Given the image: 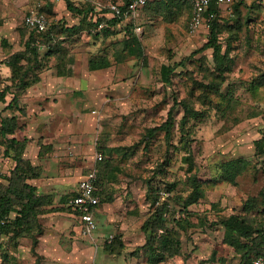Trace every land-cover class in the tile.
I'll return each instance as SVG.
<instances>
[{
  "label": "rangeland",
  "instance_id": "374dc122",
  "mask_svg": "<svg viewBox=\"0 0 264 264\" xmlns=\"http://www.w3.org/2000/svg\"><path fill=\"white\" fill-rule=\"evenodd\" d=\"M123 1L73 0L79 7L97 10ZM166 1L169 4L162 1L153 7L150 22L140 19L143 29L139 33L133 26L126 34L107 40L85 33L63 44L69 51L66 70L72 73L73 82L80 84L73 98L81 104L73 108L74 137L68 144L69 159L62 164L73 166L77 161L92 160L96 150H102L105 156L104 163L81 165L85 170L97 169L101 177L102 211L93 238L74 232L64 219V215H72L68 207L73 195L70 187L57 186L50 191L53 183L43 185L49 191L38 194L46 196L51 204L39 215L37 254L31 238H19L15 247L10 235L3 233L0 264H14L15 260V264H151L136 250L146 244L149 235L142 226L155 213L149 196L166 189L169 197L177 195L168 199L176 211L169 214L168 225L177 231L183 244L179 255L158 264L239 263L241 256L226 243L222 222L248 212L247 218L254 220L255 226L264 223L260 196L264 188V0H246L239 13L233 9V13L219 14L217 41L223 48L220 62L214 57V49L201 51L210 31L189 33L190 9L174 0ZM34 12L45 13L52 23L65 22L67 26L79 21L77 14L67 10L64 0H0L1 64L13 50H24L30 33L25 18ZM134 37L139 45L132 41ZM46 50L42 48V53ZM99 59L111 61V74L88 68L90 60ZM45 62L42 72L57 64L55 57ZM163 66L174 69L169 81L163 78ZM184 102L203 112L188 125L194 173L205 188V195L189 207L194 226H186V230L175 221L180 219L183 205L178 198L186 197L191 189L179 127ZM171 109L176 126L170 141L165 131H158L142 143L149 130L167 119ZM85 116L90 118L88 127L92 131L84 145L93 147L92 153H86L76 141L81 138L78 119ZM21 123L23 130L18 133L27 134V122ZM3 142L0 137V153L4 155ZM238 158L249 166L231 184L222 178V164ZM49 164L47 161L43 166L48 177L59 175L58 168L52 171ZM12 170L0 172V182L7 184ZM250 198L258 202L256 208L247 211ZM6 252L10 263L3 260Z\"/></svg>",
  "mask_w": 264,
  "mask_h": 264
},
{
  "label": "trees",
  "instance_id": "16d2710c",
  "mask_svg": "<svg viewBox=\"0 0 264 264\" xmlns=\"http://www.w3.org/2000/svg\"><path fill=\"white\" fill-rule=\"evenodd\" d=\"M64 1L67 10L79 16V22L73 24V26H67L65 22H51L50 28L42 33H37L36 30H30L24 43V50L11 54L6 62V65L10 68V75L8 77L9 83L0 87V101H5L8 93L13 92V94H15L14 98L6 109H10L14 112L11 116H4L2 112H0V137L4 139V156L13 159L15 166L12 168L13 170L9 177L6 178L8 183L5 184L0 182V219L4 217H8L9 219L7 225L0 231V252L3 248L1 234L4 233L10 235L12 245L15 247L19 238H31L33 240V250L36 253V248L38 247L37 235L39 233L37 232L39 227V215L45 213L44 206L51 204L50 200H46V196L40 193L38 194L37 187L31 183V181L41 177L43 169L40 166H34L30 159L24 157L28 139L19 140L16 136L18 131L23 130L21 117L26 116L25 110L19 106V98L28 88L35 85L40 80L41 69L46 63L45 60L47 61L55 57L57 64L54 68L59 76H67V74L70 73V70H66L69 61V51L63 46L67 40H73L74 37L85 33L90 37L93 36L95 39L102 38L107 40L121 32V30L115 29L118 26H124V30L133 28L132 22L134 21L126 17L127 13H129L128 4L131 0H124L122 3H111L118 6L123 16H118L114 10H111V4L106 5L103 9L97 10V8L95 9L89 6L79 7L74 4L73 0ZM157 1L159 5L163 3L162 1L166 2L165 4H169L166 0H153L143 9L145 10L146 7ZM174 1L177 5L185 6L192 10L188 3ZM242 3L243 1H239L234 4L233 7L235 12L239 13ZM156 5H158V3L154 4L153 7L155 8ZM109 16L112 17L109 19ZM218 18L213 22L209 40L204 44L201 51L209 48L214 49V57L220 62L219 58L221 57L223 48L217 41ZM102 23H105V27L98 31V26ZM129 38L128 36L126 39ZM132 41L139 45L140 41L138 38L134 37ZM125 43L130 46L129 42ZM44 47L47 48V52L43 54L42 48ZM132 49L133 48H131V50ZM108 65L109 63H106L103 59L89 61L90 70L102 69ZM172 70L174 69L167 66L162 67V75L165 80L169 81ZM15 105L17 108L14 107ZM182 106L184 113L179 121V127L186 152L184 162L188 164V172L191 174L189 177L191 189L186 197L179 196L178 200H180L183 205L180 209V219H175V221H177L179 228L186 230L187 227L194 226L191 222L192 214L189 211V207L195 205V203L205 195L203 181H199L194 173L196 164H194L191 150L193 139L192 132L188 125L190 120L198 119V117L203 115V112L191 107L186 102L182 103ZM13 108L20 112L19 115H14L15 110ZM175 126L173 109H171L167 119L149 130L148 134L143 137L141 142L143 143L151 140L158 131H165L166 139L170 141ZM41 153L42 151L40 154ZM104 162L105 156L103 155V160H101L99 164ZM248 166L249 162L242 158L223 162L222 178L234 184L237 177L241 175ZM100 178L101 177L98 176L97 188L98 195L102 200ZM175 196L177 195H174V197ZM260 196L264 203V188ZM174 197H162L160 191L152 192L149 196L150 203L155 207V213L142 226V230L148 234L149 237L145 242L146 244L136 250V253H142L151 264L164 262L168 258L179 255L181 252L183 243L181 242L180 235L174 228L168 225L170 221L169 214L173 213L174 215L176 212L171 209V204L168 199H173ZM101 200L98 208L101 206ZM257 202V198L248 199L247 204H249V207L247 211L256 208ZM69 209L73 213L70 207ZM247 213L248 212H246V215L235 214L222 222L226 229V243L235 248L237 253L241 256L238 264H253V262L259 258L264 259V223L255 226V221L249 219V217L247 218ZM241 238H243V240ZM10 259L9 253H4V262L10 263Z\"/></svg>",
  "mask_w": 264,
  "mask_h": 264
},
{
  "label": "crops",
  "instance_id": "0c3cea01",
  "mask_svg": "<svg viewBox=\"0 0 264 264\" xmlns=\"http://www.w3.org/2000/svg\"><path fill=\"white\" fill-rule=\"evenodd\" d=\"M157 3L159 4L157 1L145 8L141 18L142 21L144 20V23L145 20L150 22L152 19L151 14L152 12H155L153 6ZM190 11L192 15V10L190 9ZM111 17L112 16H109V19ZM132 23L134 30L137 25H141L140 22ZM144 29H146V27H144ZM122 32L123 34H126L127 31L123 30L116 35H119ZM13 51L15 52H12L11 54L16 53V50ZM11 54L7 55L4 59H1L4 61L2 63L4 67H0V71L2 70V72H0V87L9 83L8 77L10 75V68L6 65V62ZM109 63H111V61H109ZM111 69L112 65L109 64L107 67L92 71L101 73H103V71H107L108 74H111ZM111 78L113 79L112 76ZM79 87L80 84L73 82L71 72L68 73L67 76H59L55 68H49L41 72L40 80L35 85L28 88L27 91H25L19 98V106L26 112V116L21 117V121L25 120L27 122L28 133L26 134L25 132H21L17 133L16 136L19 140H29L24 152V157L26 159H30L34 166H42L43 171L41 177L32 181V184L37 187L38 191L41 193H43V191H49L48 189H43L46 188L43 185L53 183L54 185L51 186L50 191L53 187L57 186H62L65 189L70 187L68 191L70 194H73L71 196L73 197L75 194H77L80 180L92 169V167H87L85 170L81 165H97L100 162L96 159L97 154L101 153L104 155L102 150H96L93 159L89 161L87 160L88 162L77 161V164L73 166L62 164L69 159L68 144L70 143L69 140L73 139L74 137V128L72 124L73 108L75 105H80L81 103L79 104L80 100H74L73 97L75 92L79 90ZM14 95L15 94H13V92H9L5 101H0V112H2L4 116H11L13 114L11 110L6 109V107L14 98ZM14 107H16V105ZM14 110V115H19L20 112L17 109ZM78 122H80V129H78L77 132L81 137L80 139L76 140L79 141L78 146H82L86 153H92L93 147L91 148L84 145L88 138L91 137L90 134L92 130L90 127H88L90 118L85 116L81 119H78ZM82 124L85 128L83 130H81ZM24 133L27 135V137L25 136L26 138L24 137ZM41 151L42 153L40 154ZM80 152L82 151L80 150ZM47 161L50 163L49 166H53L51 168L52 171L54 168H58L59 175L56 177H48V174H46L48 173V170L46 167H43L46 166ZM51 161L54 162L51 163ZM14 166V161L0 153V172H7L9 169L12 170ZM101 211L102 205L95 211L97 226H99L98 218L101 214ZM64 219L66 220L67 225H70V228L75 229L74 232L77 231L81 233L82 223L80 219L74 215V213H72V215H64ZM75 224H77V226ZM89 238L91 239L93 236Z\"/></svg>",
  "mask_w": 264,
  "mask_h": 264
},
{
  "label": "built area",
  "instance_id": "2783aa9c",
  "mask_svg": "<svg viewBox=\"0 0 264 264\" xmlns=\"http://www.w3.org/2000/svg\"><path fill=\"white\" fill-rule=\"evenodd\" d=\"M153 0H131L128 4L129 13L127 19L139 22L142 18L144 7ZM190 4L192 15L189 22V33L196 34L201 30L210 31L213 22L217 19L219 13L225 11L233 13L234 4L240 0H176ZM111 10H114L118 16H123L122 11L116 4H111ZM51 21L45 13L34 12L25 18V25L30 30H36L37 33L45 32L50 28ZM105 27V23L99 24L98 31ZM136 32H141L142 27L136 26ZM97 161L103 160V154L98 153ZM98 171L91 169L79 182L77 194L68 201V206L72 209L74 215L80 219L82 223L81 233L84 236H92L97 229V221L95 219V211L100 203L98 195ZM162 197H168L166 190L160 191ZM9 219L4 217L0 219V231L7 225ZM112 239V237H111ZM109 239V240H111ZM253 264H264V259L259 258Z\"/></svg>",
  "mask_w": 264,
  "mask_h": 264
}]
</instances>
